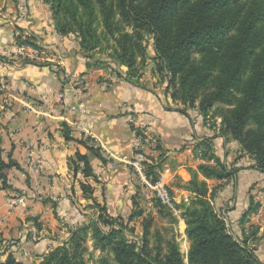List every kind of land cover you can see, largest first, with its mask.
Listing matches in <instances>:
<instances>
[{"label":"crops","instance_id":"0c3cea01","mask_svg":"<svg viewBox=\"0 0 264 264\" xmlns=\"http://www.w3.org/2000/svg\"><path fill=\"white\" fill-rule=\"evenodd\" d=\"M1 6L5 9L0 10V151L5 161L11 154L22 167L6 171L8 183L28 195L26 207L11 209L9 200L19 194L0 189L2 246H9L24 261L39 264L43 255L68 240L69 229L85 219L82 214L92 211L87 207L92 199L84 196L81 183L91 184L96 202L107 204L113 214L126 212L137 190L134 183H140L133 166L122 158H133L132 129L138 125L158 138L161 172L177 202L193 196L183 186L191 179V169L206 162L199 146L206 138H211L213 152L221 160L240 167L230 180H208L211 187L220 186L213 203L234 233L241 235L243 229L249 233L259 223L250 244L264 261V226L252 222L261 216L264 222V212L258 209L249 217L251 222H241L253 192L264 190V173L246 165L244 156L237 160L239 145L219 135V129L206 126L198 110L188 109L186 114L178 109L181 105L171 102L152 59L145 62L139 83L131 82L124 66L116 70L89 67L77 36L56 33L44 0H4ZM17 36L34 37L47 57L36 64L28 61L16 51ZM101 56L108 59L106 54ZM46 62L53 66L40 65ZM63 74L83 79V84L69 90ZM77 102L84 103L82 114L69 110ZM63 122L72 129L71 140L63 135ZM82 126L92 140H87ZM87 146H93L103 159ZM77 152L89 157L97 179L82 173L74 176L70 161ZM259 199L264 202V197ZM181 239L187 255L190 242L185 230Z\"/></svg>","mask_w":264,"mask_h":264},{"label":"trees","instance_id":"16d2710c","mask_svg":"<svg viewBox=\"0 0 264 264\" xmlns=\"http://www.w3.org/2000/svg\"><path fill=\"white\" fill-rule=\"evenodd\" d=\"M44 2L49 6L56 33L77 36L80 49L90 60L89 67L116 70L124 66L126 79L139 83L145 62L152 59L171 102L181 105L178 109L186 114L188 109L198 110L205 124L208 115L220 117L218 134L235 141L240 155L253 157L251 168L264 173V0ZM16 43L43 50L32 36H17ZM40 65L53 66L47 62ZM55 68L61 71L58 65ZM62 127L64 137L71 140V127L66 122ZM199 146L206 162L191 169V179L183 186L193 196L177 204L191 242L187 262L177 241L152 248L146 225L142 236L136 238L130 236L133 231L129 232L123 218H104L102 214L108 210L105 204L97 217L89 216L70 228L68 240L43 255L39 264H89L85 246L89 233L95 248L112 253L116 264H264L257 248L250 244L258 228L244 239L234 234L213 203L220 186L208 183L209 179L230 180L240 167L221 160L213 152L211 138ZM87 148L103 159L93 146ZM162 157L160 154L158 163L147 165L146 175L153 183L162 171ZM211 160L216 164H210ZM70 165L74 176L82 173L97 179L86 154L77 152ZM10 168L22 170L11 154L5 161L0 151V189L21 195L22 191L8 183L6 171ZM27 181L29 184L28 177ZM81 187L85 197L96 201L91 184L81 183ZM253 202L252 197L241 219L243 224L259 209L260 205ZM0 264L37 263L20 259L9 246L0 244ZM98 264L110 262L101 258Z\"/></svg>","mask_w":264,"mask_h":264},{"label":"rangeland","instance_id":"374dc122","mask_svg":"<svg viewBox=\"0 0 264 264\" xmlns=\"http://www.w3.org/2000/svg\"><path fill=\"white\" fill-rule=\"evenodd\" d=\"M3 2H4V0H1L0 10L5 9V7L3 8L1 6V4ZM154 69L158 73L157 68L155 67ZM243 156H244L243 153L241 155L238 154L237 160L239 158L242 159ZM149 157L151 158L153 156L148 155V158ZM244 158H246V160H247L244 162H248V164L245 163L246 165L250 164V167H251V165L254 164V161H253L254 159L252 156L245 155ZM158 159L159 158H156V159L152 158L153 162L155 161V163L159 162ZM146 165H148V163H146ZM155 172L158 173V171H156V170H155ZM136 177L138 178L137 181H139V183H141L138 175ZM134 184L137 187V190L134 194V197L131 200V203L126 205L124 208V210H126V212H124V213H118L117 212L116 214H113L108 209L107 212L102 214L103 217L104 218H110L112 220H116V218H118V217L123 218L122 221H124V223H125L124 225H127L129 232L133 231V232H130L132 234L130 236H133L136 238L142 236V234L144 232V225H146L147 230H148L147 238L149 239V244L152 248H155L156 246L166 247L167 243L170 242L171 240L177 241L179 243V245L182 244L184 240L181 239V235H182L183 231L186 229V226H184L185 221H184V223L181 222L183 220V218L181 217V212L179 215L171 214L169 212V210H167L165 207H163L159 202H156L155 200H153L152 203H150V201H148L143 195V186L141 184H139V185H137L136 183H134ZM251 196L254 198L253 204L255 206L257 204H258L257 206L260 205L259 206V209H260L262 199H259V197H261V196L264 197V190L261 189V190L254 191ZM251 198L249 199V201L251 200ZM110 205L114 207V204L112 202H110ZM104 206H105V204H101V203H98V202L92 200V202L89 205H87V207H90L92 209V211L89 210L88 213L82 214L85 219H83V221L81 223L78 222L74 226L82 224L83 222H85V220L89 216H92V217L96 216L97 217L99 212L103 210L102 207H104ZM249 217L251 218L252 215H250ZM250 218L248 219L249 222L252 221ZM261 220H262V216H261ZM261 220L259 218H256L252 222H261ZM257 224H259V223H256V225H253V226H255L254 228H253V226L251 227L252 228V229H250L251 232H253L255 228H259V226ZM107 227L108 226H104L105 229ZM230 229H231V227H230ZM232 232H233V230H232ZM251 232H249V233L244 232L245 235L243 233L241 235L237 234V233H234V234L239 236V238L244 239L245 236H247L248 234H251ZM89 234L91 235V233H89ZM90 235H89V237L85 243V246L87 248L86 259L88 260V263L89 264H98L100 262L101 258H105L110 262V264H116L113 260V254L112 253H110L109 251L101 252L100 249L95 248V243H94V241ZM190 244H191V242H190ZM189 248H190V246H189ZM180 250H181V253L184 257L185 262H187L188 261V258H187L188 253H187V255H185V253L182 251L181 246H180ZM188 252H189V250H188Z\"/></svg>","mask_w":264,"mask_h":264},{"label":"built area","instance_id":"2783aa9c","mask_svg":"<svg viewBox=\"0 0 264 264\" xmlns=\"http://www.w3.org/2000/svg\"><path fill=\"white\" fill-rule=\"evenodd\" d=\"M14 46L19 54L27 57L30 60H43L47 57L43 50L40 51L28 45H19L16 43V41L14 43ZM62 79L66 82L65 86L69 90H74L76 85L83 84V79L75 78L73 76H70L69 74H63ZM57 99L60 102L63 100L62 92L57 95ZM69 110L72 112H76L77 114H82L84 110V103L77 102L73 104ZM221 121L222 119L220 117L214 118L212 117V115H208L206 125L208 127L218 128L221 124ZM72 124L76 127H79V122L77 121L72 122ZM82 130L84 131V133H86V137L90 138L91 140L93 139L91 133L84 126H82ZM132 133L134 136L133 146L135 149L133 150V158L124 156L122 160L133 166L140 179V184L143 186V195L148 201H150V203L155 200L162 206L168 208L171 212H173V214L179 215L181 211L178 209L177 204L180 202H177L172 195L171 189L165 179L164 174L161 172L159 174L158 180L154 183L146 175V163L152 162V158L156 159V157L160 154V143L158 138L151 132L139 127L138 125H135L133 127ZM148 155H151L153 157L148 158ZM188 200L189 198L183 199V201ZM27 202L28 195L21 194L11 198L9 200V206L11 209H15L19 206L26 207ZM260 210L264 212V202L262 203V201ZM258 215L259 214L257 213V216ZM260 223H263L262 226H264L263 221H261Z\"/></svg>","mask_w":264,"mask_h":264}]
</instances>
